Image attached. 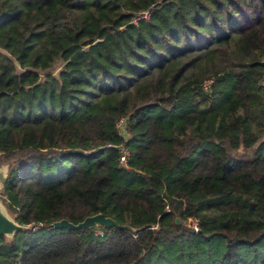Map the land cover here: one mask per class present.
<instances>
[{
	"label": "trees",
	"instance_id": "trees-1",
	"mask_svg": "<svg viewBox=\"0 0 264 264\" xmlns=\"http://www.w3.org/2000/svg\"><path fill=\"white\" fill-rule=\"evenodd\" d=\"M263 76L264 0H0V264H264Z\"/></svg>",
	"mask_w": 264,
	"mask_h": 264
},
{
	"label": "water",
	"instance_id": "water-1",
	"mask_svg": "<svg viewBox=\"0 0 264 264\" xmlns=\"http://www.w3.org/2000/svg\"><path fill=\"white\" fill-rule=\"evenodd\" d=\"M9 168L8 164L0 165V194L4 192V184L8 178ZM177 222L180 219H176ZM54 227L56 228H64L68 227L69 229H81L83 227L90 228L95 226H116L118 228H128L133 232H139L146 227V225H141L139 227H134L129 224L118 223L114 218L111 216L106 215L105 213H96L92 215H87L83 218L82 221L77 223L70 221L67 218H63L61 220H57L53 223ZM29 226L22 225L18 223L14 217H12L6 207L0 201V235H14L17 231L23 230Z\"/></svg>",
	"mask_w": 264,
	"mask_h": 264
},
{
	"label": "built area",
	"instance_id": "built-area-1",
	"mask_svg": "<svg viewBox=\"0 0 264 264\" xmlns=\"http://www.w3.org/2000/svg\"><path fill=\"white\" fill-rule=\"evenodd\" d=\"M152 9H146V10H142L141 12H139L134 18H133V22H137L139 19H150L151 18V15H152ZM210 81V80H209ZM261 85H264V76L262 77L261 81H260ZM207 84V83H204V85ZM125 124H126V118L125 117H121L118 122L116 123L120 133H125L126 132V127H125ZM121 154H120V162L121 164L123 165H126L127 164V161H128V158L130 156V150L128 147L124 146V145H121ZM187 224L193 228L195 231H198L199 230V227H200V223L199 221L194 218V217H188L187 218Z\"/></svg>",
	"mask_w": 264,
	"mask_h": 264
},
{
	"label": "rangeland",
	"instance_id": "rangeland-1",
	"mask_svg": "<svg viewBox=\"0 0 264 264\" xmlns=\"http://www.w3.org/2000/svg\"><path fill=\"white\" fill-rule=\"evenodd\" d=\"M204 83H207V84L204 85ZM204 83H203V86H205V88H210V87H211V86H210V85H211V81H206V82H204ZM4 164H8V163L5 162ZM4 164H1V165H4ZM8 167H9V165H8ZM2 194H3V193H2ZM2 194H0V201H1V203L3 204V206L6 207V205H5L4 202H3V199L1 198V195H2ZM6 210L8 211V213H9L12 217H14L13 214H12V212L9 210L8 207H6Z\"/></svg>",
	"mask_w": 264,
	"mask_h": 264
}]
</instances>
